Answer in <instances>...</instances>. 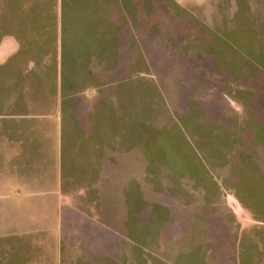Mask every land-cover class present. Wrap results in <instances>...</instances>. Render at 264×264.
I'll return each mask as SVG.
<instances>
[{
    "label": "rangeland",
    "instance_id": "obj_1",
    "mask_svg": "<svg viewBox=\"0 0 264 264\" xmlns=\"http://www.w3.org/2000/svg\"><path fill=\"white\" fill-rule=\"evenodd\" d=\"M5 37L20 43L12 58L35 63L16 59L10 69L0 66L1 89L12 80L25 83L32 71L37 86L54 90L45 92L54 97L65 84L63 72L75 84L82 68L96 67V174L74 173L76 161L68 160L64 188L73 197L63 207V235H56L66 248L63 264L83 249L76 248L78 239L95 249L112 242L120 208L111 209L106 198L97 205L96 188V212L87 208L85 215L76 210L82 204L76 197L95 200L91 184L97 186L106 152L131 150L118 185L112 181L114 191L106 195L118 196L126 172L144 170L142 184L151 196L140 198L135 189L141 181H129L132 215L124 223L128 229L120 228V256L96 264H264V0H0V42ZM93 56L96 65L89 66ZM120 61L127 63L126 74L109 80ZM83 73L86 87L93 75ZM111 93L115 110L107 107ZM0 94V105L9 106L12 93ZM61 103L59 93L60 112ZM59 114L67 151L72 127L65 107ZM7 120L0 130L14 128ZM21 120L14 123L34 124ZM138 152L144 160L136 165ZM103 170L114 177L113 167ZM53 207L25 192L0 196L1 234L42 233L33 236L41 247L29 246L32 235L0 237V264H49L53 212L61 204ZM142 209L139 226L134 217Z\"/></svg>",
    "mask_w": 264,
    "mask_h": 264
},
{
    "label": "crops",
    "instance_id": "obj_2",
    "mask_svg": "<svg viewBox=\"0 0 264 264\" xmlns=\"http://www.w3.org/2000/svg\"><path fill=\"white\" fill-rule=\"evenodd\" d=\"M123 43L119 41L117 44L118 50V57L120 51L122 49ZM20 43L14 40L13 38H4L0 42V66H4L7 69H10L13 60L14 62L18 58H12L14 54L19 50ZM21 63L24 62L25 64L31 66L34 64V58L30 57V59H22L17 60ZM13 62V63H14ZM48 62L51 63L49 68L46 67V71L51 73V70L54 69L53 62L50 58H47L46 65ZM82 62V61H81ZM89 62V63H88ZM84 64V62H82ZM96 65V56L89 58L86 64L89 66ZM106 62H99L100 65H105ZM127 64V63H126ZM123 62H118L116 64V68L113 70V73L109 77V80H112L114 77L116 80L121 78L123 74H126L127 65ZM96 67H89V70L82 68V74L77 73L78 81L77 83H68L69 77L66 76L65 72L62 73L63 78L65 79V84L61 87V92L57 89L56 93L53 94H46L45 92H53L51 89L45 90L46 87L41 84V86H37L38 82L36 79L33 81L32 78L35 77V74L30 73V77L25 83L18 79L12 80L11 84H8L7 88H0V92H9L12 93L11 95V104L0 105V121L4 119H8L7 122L14 126V128L10 131H3L0 130V166H6V169H0V196L2 198L6 193H13L18 195L20 193H28L31 195V199H35L36 203H39L41 200L46 202H51L54 206L53 208L56 209L53 214L55 216V227L53 229V243L50 244V249H48L47 254H50V258L48 260L49 264H63V255L66 251V248L62 250L59 247L58 242V234L63 235V225L65 218L64 217V209L63 207L67 204V199L70 196V192L66 191L64 188L65 181L67 180L66 170L68 169V160L71 159L75 164L71 167L72 171L78 168L80 170H84L81 172V175H95L96 174V159H94V153H96V83H95V75H96ZM1 69V68H0ZM120 69H124V72L120 71ZM107 69H103V75L100 80L105 81V73ZM87 71L90 72L92 77H88V84L83 85V78L84 73ZM47 74V73H46ZM45 74V75H46ZM51 74L48 75L50 77ZM25 77V76H24ZM36 78V77H35ZM113 79V81L115 80ZM18 80V81H17ZM122 80V79H121ZM16 81V83H15ZM125 81V80H123ZM94 82L93 86L91 84ZM107 85V84H106ZM91 89V90H90ZM192 90V89H191ZM191 90L187 91L190 92ZM24 92H29L30 94H23ZM111 91V88L109 90ZM59 93L62 96V103H61V112L60 106L58 105V95ZM88 93V94H85ZM111 93L108 97L107 107L111 109L114 103H112L113 98L116 95H112ZM86 95V104L83 101V97ZM1 96V94H0ZM43 96L47 97L46 99ZM112 96H114L112 98ZM26 97V100L23 99ZM50 97V99H48ZM52 97L54 101L52 102ZM2 101H0V104ZM64 107L67 113L65 121L67 117L69 119V123L71 128V134H69L68 138L71 140L70 147L71 151H66V145H64L65 141L63 139L64 134L62 133V127L60 124L64 122V119H61V114H63ZM97 111L102 112L105 111L102 108V104L97 106ZM114 109V106H113ZM115 110V109H114ZM59 112V113H58ZM63 116V115H62ZM92 118V120L89 119ZM21 119H33V126L30 128L26 125L18 126L14 122H21ZM12 121L13 123H11ZM25 124V123H24ZM61 131V132H60ZM93 134L92 138L89 136ZM75 138L72 141L71 138ZM107 139V138H106ZM83 142H86L87 145H91L92 147L86 148L84 150L83 146L81 145ZM111 147L109 141L108 144ZM82 149L84 151H82ZM105 149V148H104ZM109 150V149H106ZM131 152H133L131 150ZM131 152H123V153H113V152H106L104 156L101 158L100 162L98 163V169L100 172V179L97 182L92 183V189L95 194V200H85L83 197H76L82 198V204L76 207V210L84 211L87 208L93 209L96 206V188L98 189V204L101 201H104L106 198L107 204L111 209L120 208L121 216L117 221L115 231H113L114 237L112 238V242L108 245L103 244V241L100 242V245L95 248L92 246L84 245L83 241L78 239V244L76 245L80 249V252H75L74 255L69 256V263L76 264L78 261L81 264H96L100 263L102 258H107L108 260H112V258L118 259L120 256V252L117 251V243L123 242L122 239L123 235L120 232L121 226L126 229L124 223L126 220H129L131 217L130 215V208L128 203L126 202V198L128 197L127 194L130 191V180L138 178L141 181V184L138 182L139 187L135 189V192L139 194L140 198L147 199L148 195L151 196L149 191H145V186L142 184L144 180L143 176L145 177L146 173L143 175H139L137 173H125V178L119 188L118 196L115 195L113 197L107 196L106 194L109 192H113L114 189L112 187V181L115 182L116 186L118 185V176L121 177L124 171V158H127L131 155ZM143 154L138 152V155L133 157V162L138 165L141 160L143 159ZM93 157V158H92ZM81 159V163L79 160ZM111 166L113 170H111L114 177H112L111 173L102 171V166ZM146 165V164H145ZM82 168V169H81ZM70 170V169H69ZM102 171V172H101ZM77 174L79 175V173ZM75 173V172H74ZM130 178V179H128ZM137 180V179H136ZM144 183V182H143ZM149 193V194H148ZM59 203V204H58ZM66 203V204H65ZM147 205L146 203H143ZM172 206V205H171ZM168 205L169 209L174 208ZM146 207V206H145ZM63 209V210H62ZM144 209V208H143ZM141 210L140 213H135V217L138 221L139 226L143 223L141 219H143L142 214L144 210ZM159 210V209H158ZM162 209H160L161 211ZM96 212V208L93 209ZM87 215L88 210L85 212ZM142 213V214H141ZM176 213V211H175ZM184 218V216L182 217ZM180 220V219H179ZM145 223V221H144ZM59 228H58V227ZM177 226L179 227V221L177 222ZM34 231V232H33ZM40 228H36L34 230H25L17 231L15 229L10 230L7 233H0V237L7 236H19V237H26L32 235L31 243L29 246H34L37 243L38 247H41V241H36L33 236H39L42 234ZM102 237L103 234H101ZM127 240V239H126ZM125 240V241H126ZM129 240V239H128ZM72 241V240H71ZM31 247V246H30ZM35 249L33 248V251ZM50 251V252H49ZM34 253V252H33ZM121 259V257L119 258ZM52 262V263H51ZM27 264V262H26Z\"/></svg>",
    "mask_w": 264,
    "mask_h": 264
}]
</instances>
